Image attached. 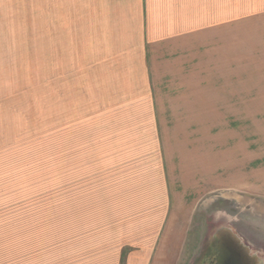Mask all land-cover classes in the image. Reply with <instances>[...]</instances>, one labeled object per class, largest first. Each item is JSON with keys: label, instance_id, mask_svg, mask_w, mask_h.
Returning a JSON list of instances; mask_svg holds the SVG:
<instances>
[{"label": "rangeland", "instance_id": "rangeland-1", "mask_svg": "<svg viewBox=\"0 0 264 264\" xmlns=\"http://www.w3.org/2000/svg\"><path fill=\"white\" fill-rule=\"evenodd\" d=\"M150 4L155 43L228 27L224 114L159 104L207 74L153 82L141 2L0 0V264H195L215 228L264 264V0Z\"/></svg>", "mask_w": 264, "mask_h": 264}, {"label": "crops", "instance_id": "crops-1", "mask_svg": "<svg viewBox=\"0 0 264 264\" xmlns=\"http://www.w3.org/2000/svg\"><path fill=\"white\" fill-rule=\"evenodd\" d=\"M133 3L136 2V4H138V2H141V10H142V14L145 18L146 13H148V16L146 15V17H148V25L146 26V22H145V28H146V40L147 42H145L146 44V51H147V57L150 60V67L151 69V73L155 74V78L153 79V82H162V83H173V82H177L178 80L176 79L175 76H177V73L185 70L186 72H188L187 74L189 75H203L206 76V78H202V79H193L191 80L193 83H196V91H192V92H182L179 93L178 92H173L174 95L171 93L168 97H164L163 95L161 96V92L156 94V98L158 96V100L159 104L161 102V100L163 101L165 98L172 100V104H176L179 106H184L187 107V109H191L192 113L194 114H198V115H210V114H224V112L222 110H217V104L215 103V99H220L221 95L219 93H222L220 91H214V90H210V89H204L202 87V84H215V83H220L223 80V76L219 79V75L217 76L216 79H213L212 76V71L209 69L208 71L205 70L206 67H213V53L214 51L216 52V57L217 59H219L220 57L224 58L225 61H227L226 57L227 54L224 55L225 51H226V44L227 43H223V34H224V30L228 29V27H223V23L222 24H218L215 27L213 26V24L211 23L210 26L208 27L207 30L204 31H200L198 32V28L197 25L196 27L193 26L189 31L187 32H180L182 31L179 28H182L180 26H177L176 23L172 24V27L169 28H165L163 31V36H165L163 39H157L156 43H155V39L152 28L150 27L149 24V16H150V12L151 10V4H150V0H132ZM196 1V0H195ZM173 2V7L177 6V4H179V0H172ZM194 3V2H193ZM169 5V4H168ZM144 6V7H143ZM146 8V9H145ZM145 11V12H144ZM196 14V13H193ZM225 23H227L226 21H223ZM186 25V24H184ZM203 36H205L203 38ZM226 37V36H225ZM208 38V39H207ZM205 40V42H203V40ZM152 42V43H150ZM163 58L164 60H168L169 64L168 66L171 67L174 71H172V74L174 75V77L172 78L170 75V73H167V70H165L164 68L160 67V62L156 65L155 64V58ZM207 61H210L209 65H207ZM166 64V63H165ZM164 65V64H163ZM168 66H166V68H168ZM227 66V65H226ZM188 67V68H187ZM218 67L219 63H218ZM155 68H156V72H155ZM204 69V70H203ZM186 75V74H184ZM183 76V75H182ZM186 76H184V79L186 81H190V79L185 78ZM167 93V91H166ZM242 92L239 91H228L225 98H243V95H241ZM241 95V96H240ZM164 97V98H163ZM164 102V101H163ZM192 107V108H188V107ZM184 111V110H183ZM186 113V111H184ZM184 112H180L179 113L182 114ZM164 113V112H161ZM176 113V112H175ZM178 113V111H177ZM189 113V111H188ZM210 161H206V169L205 171L206 174H210L208 171L212 172V165L209 163ZM170 163V162H168ZM191 161H189L187 163L189 171L193 172V171H198V167L195 166V168H193ZM201 163V162H200ZM238 170L240 167H244L242 162H238ZM179 164H184V162H180ZM172 167V163L170 164ZM242 165V166H241ZM173 169V168H172ZM207 177V175H206ZM211 179L212 177H208ZM244 178V177H242ZM207 179V178H206ZM205 184V186H210L212 184V180H210L208 182L203 183ZM239 184V183H238ZM237 184V185H238ZM244 184V183H243ZM202 185V184H201ZM207 188V187H206ZM210 188V187H208ZM255 190V188H252ZM256 191V190H255ZM255 191H252V193H255ZM169 225V224H168ZM167 225V226H168ZM166 232H163V237L165 238L166 236ZM170 250H169V254L167 255V260L166 261H161L162 264H169L170 258H171V254H173L172 252H174V250H176L177 246L176 244H172ZM159 249H161L159 247ZM158 249V250H159ZM161 251V250H160ZM159 254H157L156 259H158ZM153 264H157V261L155 260L153 262Z\"/></svg>", "mask_w": 264, "mask_h": 264}, {"label": "water", "instance_id": "water-1", "mask_svg": "<svg viewBox=\"0 0 264 264\" xmlns=\"http://www.w3.org/2000/svg\"><path fill=\"white\" fill-rule=\"evenodd\" d=\"M220 258L218 264H258L260 260L252 255L248 247L243 246L237 235L229 229L223 230L218 236Z\"/></svg>", "mask_w": 264, "mask_h": 264}, {"label": "flooded vegetation", "instance_id": "flooded-vegetation-1", "mask_svg": "<svg viewBox=\"0 0 264 264\" xmlns=\"http://www.w3.org/2000/svg\"><path fill=\"white\" fill-rule=\"evenodd\" d=\"M225 230V228H215V232L210 235H206L205 240L203 242V253L202 256L199 258V260L195 261V264H218V259L220 258V252L218 251L219 246V240L218 236L219 233ZM240 243L248 247L246 242L241 239L239 236H237ZM253 256H256L252 253ZM257 257V256H256ZM258 258V257H257ZM259 259V258H258ZM258 264H262V262H258Z\"/></svg>", "mask_w": 264, "mask_h": 264}]
</instances>
